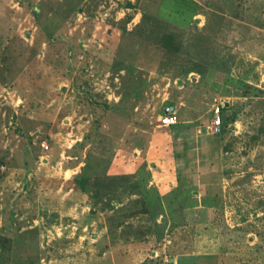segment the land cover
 Returning <instances> with one entry per match:
<instances>
[{"label":"rangeland","instance_id":"374dc122","mask_svg":"<svg viewBox=\"0 0 264 264\" xmlns=\"http://www.w3.org/2000/svg\"><path fill=\"white\" fill-rule=\"evenodd\" d=\"M171 261L264 264V0H0V264Z\"/></svg>","mask_w":264,"mask_h":264},{"label":"built area","instance_id":"2783aa9c","mask_svg":"<svg viewBox=\"0 0 264 264\" xmlns=\"http://www.w3.org/2000/svg\"><path fill=\"white\" fill-rule=\"evenodd\" d=\"M221 106H217L214 109V115H213V126L215 128L216 131H218V127L220 126V121L221 118L219 116V112H220V108ZM160 123L162 126L164 127H170L173 126L177 123V119L176 116L174 114H165L163 116H161L160 118Z\"/></svg>","mask_w":264,"mask_h":264},{"label":"water","instance_id":"95a60500","mask_svg":"<svg viewBox=\"0 0 264 264\" xmlns=\"http://www.w3.org/2000/svg\"><path fill=\"white\" fill-rule=\"evenodd\" d=\"M170 110H172V109H170ZM170 110H166V113H169V112H170ZM171 264H173V261H171Z\"/></svg>","mask_w":264,"mask_h":264}]
</instances>
